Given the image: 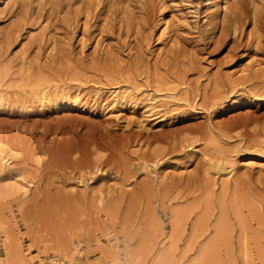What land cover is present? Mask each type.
Returning <instances> with one entry per match:
<instances>
[{
    "label": "rangeland",
    "instance_id": "1",
    "mask_svg": "<svg viewBox=\"0 0 264 264\" xmlns=\"http://www.w3.org/2000/svg\"><path fill=\"white\" fill-rule=\"evenodd\" d=\"M0 264H264V0H0Z\"/></svg>",
    "mask_w": 264,
    "mask_h": 264
},
{
    "label": "bare ground",
    "instance_id": "2",
    "mask_svg": "<svg viewBox=\"0 0 264 264\" xmlns=\"http://www.w3.org/2000/svg\"><path fill=\"white\" fill-rule=\"evenodd\" d=\"M213 127H211L212 129ZM24 149V147H22ZM25 152L33 151L34 149L44 150L49 152L48 158L46 160L41 161L40 166L43 170L49 171L53 179L57 174L58 170H61V167H70L74 168L78 164L84 161L85 159V150H83L80 147H76L73 144L68 143H59L50 145V146H44V147H25ZM28 159L27 157H23V160ZM40 162V161H39ZM62 171V170H61ZM60 197H66V194L64 191H60L57 193ZM68 197V195H67ZM227 211H226V205L223 206V203L220 204V217L219 219L214 223L213 228L215 231V236L210 240V244H214L215 247H219L218 243L222 240H227L225 237V234L227 236V225L226 220L227 218ZM229 227V226H228ZM229 229V228H228ZM230 230V229H229ZM228 242V241H227ZM214 257L217 259L219 254L217 252L213 254Z\"/></svg>",
    "mask_w": 264,
    "mask_h": 264
}]
</instances>
